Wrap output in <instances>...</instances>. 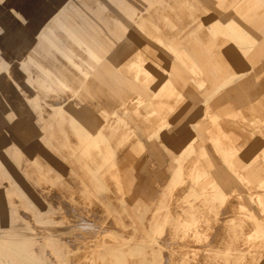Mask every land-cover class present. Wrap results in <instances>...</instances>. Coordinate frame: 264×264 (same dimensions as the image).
I'll use <instances>...</instances> for the list:
<instances>
[{
    "label": "crops",
    "instance_id": "obj_1",
    "mask_svg": "<svg viewBox=\"0 0 264 264\" xmlns=\"http://www.w3.org/2000/svg\"><path fill=\"white\" fill-rule=\"evenodd\" d=\"M36 1L20 0L21 12L32 10ZM62 1L63 5L51 18H54L56 25L73 46L86 54L87 57L83 58L86 67L59 47L56 39L40 33L41 29L39 32L33 27L22 29V32L30 37L38 32L47 46L53 48L63 61L57 59L55 55L48 58L50 55L40 53L45 61L51 59L50 65H46L34 56L22 54L20 47L12 48L14 52L6 51L9 58L6 60L8 78L14 81L16 66L25 71L27 76L20 83L34 93V106L39 109L43 123L40 127L43 135L34 133L29 129L33 105L25 104L21 97L13 99L12 106L19 119L12 131L8 132L16 142L15 147L18 148L21 141H35V144H41L46 138L45 131L54 129L56 137L60 135L66 145L72 146L71 156L80 163L82 169V174L78 175L81 180L80 197H89L90 202L79 203L85 206L101 204L102 223L107 224L111 218L114 219L118 211L112 206L111 201L104 202L101 199L100 195L104 191L109 194L113 192L98 173L106 163H110L108 173L119 184L120 175L116 165L119 150L131 143L137 153H144L149 141L153 139H162L165 144L175 145L173 137L170 136V127L175 120L182 127L180 141L191 134L192 138L189 142L178 144L176 167L167 190L168 194H173V199L175 195L172 192L175 188L187 184L191 191L189 194L191 200L180 202L188 204L186 214L166 216L167 220L176 218L180 222L176 225L171 245L176 242L179 232L186 230L185 224L191 225V229H194L203 219L205 225L212 228L221 221L225 225L226 219L230 218L228 225L230 233L244 235L248 242L253 241L242 257L249 258L251 254L253 259L251 264L258 262L264 264V178L254 182L247 180L242 172H235L242 191L224 194L222 187L210 176V172L201 162V156L206 157L209 153L206 146L198 141L197 134L202 121L208 118L210 125L218 127L219 131L218 136L207 137L213 147L225 156V162H232L233 157L237 155L239 149L233 138L235 135L232 137L227 134L219 123L221 115L216 111L228 106L235 99H232L234 96L238 98L242 92L248 90L250 95L254 92L251 90L253 87L251 83L244 82L238 85L236 80L242 76L248 65L259 61L257 58L249 63L254 58L250 53L260 40L258 35L263 34L264 0H120L124 1L125 7L120 6L121 2L118 1L113 11L94 12L95 16L100 18L101 22L98 24L93 23L92 13L77 14L79 19L82 16L86 21L83 23L85 26H82L83 24L78 26L81 32H75L74 28L58 18L68 0ZM6 20L11 21L12 26L15 21L22 22L24 17L16 12L7 15ZM259 22H262L261 26ZM52 32L57 36L55 30ZM63 46L74 52L67 44ZM29 47L27 44V48L24 49L27 51ZM30 67L34 70L35 76L29 75ZM41 80L49 83H69L71 90L59 92L57 96H60V101L50 104L47 103L48 100H56L55 97L52 98L48 94L42 97L35 91L36 84ZM85 91L96 97L88 102V109L81 107L88 112L98 111L97 119L100 124L95 130L92 129L91 117L86 112L80 113V116L74 115L79 113L77 110L80 107L78 102L73 104L72 99L78 98V94ZM67 94L69 98L65 97ZM106 94L110 98H104ZM253 97H256V94ZM107 104H111L112 112L102 106ZM247 107L249 110H257V113L264 111L261 105ZM200 111L202 114H199ZM252 116L257 115L252 113ZM250 123L253 125L252 134L260 133L261 138L257 140L264 141V131L258 130L264 129V118L254 117ZM3 126L8 127L10 124L0 112V131ZM7 137L0 134V177L6 182L4 186H0V255L5 253L7 264H30V217L16 209L9 212L2 200V194L6 193L15 198L20 193L21 208L28 212L38 211L27 209L26 205H23L24 196L21 189H27V180L30 181L24 166L33 172L36 180L47 181L51 187L64 180V177H52L51 171L43 173V167L40 164H37L38 166L29 164L21 150L11 154L9 150L3 148L8 141ZM47 146L44 148L53 154ZM261 150L258 156L264 162V149ZM25 153L34 155L33 151L27 149ZM194 154H197L196 158L199 159L187 166L184 160ZM234 169H237L235 165ZM11 185L14 187L17 185L18 188L9 191ZM183 191L181 190L182 194ZM228 198L232 199L230 203L226 201ZM77 200L78 198L71 199L73 203L78 202ZM176 201L179 202L180 199L177 198ZM228 204L236 208L231 214L222 212V208ZM197 211L202 213L195 218ZM205 212L218 217V222L211 225L212 222L204 215ZM10 216L11 219H8ZM18 221H23V225H16ZM163 231L162 226L152 229L150 250L135 246L132 258L143 260L153 256L154 259L161 257L162 249L159 246L156 249L152 246L158 243L156 236L161 235ZM116 236L118 252L122 253L126 252L127 242L134 245L148 243L137 234L125 236L117 231ZM198 237L199 243H202L199 234ZM240 238L241 236L237 240L239 243ZM138 252H149V255L142 256ZM230 252L211 250L209 253L219 255L229 263L242 258L240 251ZM128 253L130 254V251ZM171 253L172 247L167 260L171 259ZM37 256L40 257V254ZM219 257H213V260H218Z\"/></svg>",
    "mask_w": 264,
    "mask_h": 264
},
{
    "label": "rangeland",
    "instance_id": "obj_2",
    "mask_svg": "<svg viewBox=\"0 0 264 264\" xmlns=\"http://www.w3.org/2000/svg\"><path fill=\"white\" fill-rule=\"evenodd\" d=\"M118 1L121 2L120 0H68L62 12L59 13L58 18L74 28L75 32H81L78 26L86 21L82 16L79 19L77 14L80 12L92 13L93 23L98 24L101 21L99 17L95 16L94 12L98 10L113 11L117 7L115 4ZM19 2L20 0H0V112L3 113L10 124L8 127L3 126L0 131V134L8 136V141L3 148L9 150L11 154L21 150L29 164L32 166L40 164L43 167V173L47 174L48 171H51L50 175L52 177H64V180L58 181L55 186L51 187L47 181L36 180L33 172L27 166H24V171H26V176L30 181L27 180V189H21L24 196L23 205H26L25 208L27 209L38 211L31 210L28 212L21 208L19 204L22 201L20 199L22 195L20 193L15 198L6 193L2 194V200L9 212L16 209L30 217V264H34L33 262L36 264H68V262L72 264H116L117 260V264H251V254L249 258L234 259L232 263H229L220 258L219 255L209 253L211 250L230 252L240 248L238 251H240V257H242L253 241L248 242L244 235H239L241 236V242L239 243L237 241L239 236L229 231L230 218L226 219L225 225H223L222 221L215 225L219 218L208 212H205L204 215L212 222L211 225H215L214 227L211 228L205 225L203 219L194 229H191V225L185 224L186 230L179 232L176 242L173 246L171 245L174 241L176 225L180 222L176 218L167 220L166 216L170 214H186L188 204H181L180 202L181 200H191L189 195L191 191L187 184L179 185L175 188L174 192H172L175 195L173 199V194H168L167 190L176 167L175 159L177 157L178 144L189 142L190 138H192L191 134L183 138V141H180L182 127L175 120L172 121L170 127V136L173 137L175 145L165 144L162 139H153L149 141L147 150L144 153H137L131 143H129V146L119 150L116 157V165L119 169L121 184H118L113 179V176L108 173L111 168L110 163H106L104 168L98 173V176L113 192L109 194L104 191L100 195L101 199L104 202L111 201L112 206L118 211L114 219L111 218L107 224L102 223L103 206L101 204L85 206L79 203L81 201L90 202L89 197H85L86 199L80 197L81 180L78 178V175L82 174L80 163L71 156L70 147L72 146L68 143L66 145L65 140L60 135L56 137L54 129H47L45 133L43 132L46 138L42 140L41 144L37 145L34 143L35 141H21L18 143L19 147H15L16 142L8 132V130L12 131L14 124L19 119L18 113L12 106L13 99L21 97V99H24L25 104L33 105L34 111L30 112L32 121L29 129L36 134L40 133V135H43L40 131L43 123H41L39 109L34 106V93L20 83L27 76L25 71L21 67L16 66L13 77L15 82L8 78L6 60L9 58L6 55V51L14 52L15 50H12V48L20 47L22 54L34 56L46 65H50L51 59L45 61L44 56L42 57L40 53L50 55L48 58L55 55L57 59L63 61L61 56L53 48L47 46L48 44L44 41V38L40 36L38 32L41 29L40 33L54 40L56 39L59 47L64 49L66 53L84 67H86V63L83 58L87 57L84 52L73 46L69 38L56 25L54 18H51L63 5L62 0H37L33 9L25 12L23 10L21 12ZM85 2L87 3L84 7ZM120 6L125 7L124 1L120 3ZM16 12L21 13L24 20L22 22L15 21V24L10 26L11 21H7L6 17ZM261 23L259 22L260 26ZM82 26H85V24ZM25 27H33L38 32L30 37L22 32ZM54 30L57 32V36L52 32ZM262 30L263 34L258 35L260 40L250 53L251 57L254 55V58L252 57L253 59L249 63L251 64L257 58L259 61L248 65L242 76L236 80L238 85L244 82L251 83L253 86L251 90L254 92H252V95H250L249 90L242 92L238 98L234 96L232 99H235L228 106H223L221 107L222 109L216 111L221 115L219 123L227 134L232 137L235 135L233 138L239 150L237 155L233 157V161L225 162V156L222 153L220 154L219 150L213 147L211 140L207 138L218 136V127L211 126L209 119L205 118L198 128V141H201L206 146L209 153L206 157L201 156V162L210 172V176L222 187L223 193L228 195L236 191H242V188L239 187V179L236 173L242 172L241 174L247 180L254 182L264 178V162L258 156V154H261V148L264 149V141L257 140L261 138L260 133L252 134L253 125L250 123V120L254 119V117L263 119L264 111L257 113V110H249L247 107L252 106L254 108L255 105L264 107V54L262 55L264 51V25ZM27 44L30 47L26 51L24 48H27ZM63 44L72 47L74 52L67 50ZM40 45H42L41 49ZM9 70L11 71V69ZM29 75L35 76V72L31 67L29 68ZM70 90L71 85L69 83H49L46 80H41V82L36 84L35 88V91L40 93L42 97L45 94L52 98L55 97L54 99L56 100L45 101L50 104L60 101V96H57L59 92H68ZM255 94L256 97H253ZM65 97L69 98V95L67 94ZM95 98L93 94L91 96L90 93L85 91L84 93L80 92L78 98L72 99V103L78 102V107H80L77 110L79 113H74V115L80 116V113L86 112L91 117L90 123L93 130L100 124L97 119L99 117L98 111L88 112L85 109H88V102ZM104 98L108 99L110 96L106 94ZM246 104L249 105L246 106ZM102 106L112 112L111 104ZM252 113L257 116L253 117ZM199 114H202V112L200 111ZM69 115L71 114L69 113ZM56 129L59 131L58 127ZM255 129L257 128L255 127ZM258 130L264 131L261 128ZM35 139L37 140V138ZM255 144L256 146H254ZM45 145H48V149L53 154H50L44 148ZM26 149L33 151L34 155L26 154ZM196 157L197 154H194L184 160V163L188 166L199 159ZM234 165L237 169H234ZM12 181L15 182V179L12 178ZM5 184L6 182L0 177V186ZM16 188H18L17 185L15 187L11 185L9 191H13L12 189ZM181 190H184V194L181 193ZM73 198H79L78 202L73 203L71 201ZM177 198L180 199L179 202L176 201ZM231 200V198H228L226 201L230 203ZM222 209V212L230 214L236 210L231 204L226 205ZM201 213L199 211L195 212V218ZM8 219H11V216ZM86 220L91 223L86 222ZM23 223V221H18L16 225H23ZM157 226H162L164 231L161 235L156 236L158 237V243L152 247L156 249L159 246L162 249L161 257L158 256V258L154 259L155 257L153 256L154 258L151 257L150 259L134 260L132 257L135 246L150 250L151 230H154ZM117 231L125 236L137 234L148 243L147 245L145 243L134 245L127 242L125 244L126 252H117ZM198 234L202 238V243H199ZM205 237L206 240H204ZM171 247L172 257L167 260ZM129 251L130 254L128 253ZM230 253L234 254L235 252ZM37 254H40V257ZM72 254L73 257L71 256ZM138 254L148 256L149 252H138ZM213 257H219V259L213 260ZM0 260V264H7L4 252L0 255ZM257 264L260 263L258 262Z\"/></svg>",
    "mask_w": 264,
    "mask_h": 264
},
{
    "label": "bare ground",
    "instance_id": "obj_3",
    "mask_svg": "<svg viewBox=\"0 0 264 264\" xmlns=\"http://www.w3.org/2000/svg\"><path fill=\"white\" fill-rule=\"evenodd\" d=\"M141 55H142V54H141ZM150 63H151V62H150ZM152 63H153V62H152ZM163 97H164V96H163ZM84 198H85V197H84ZM78 199H79V198H78ZM85 199H86V198H85ZM81 200H82V199H81ZM88 203H89V201H88ZM225 214H226V213H225ZM229 214H230V213H229ZM227 215H228V214H227ZM221 224H222V223H221ZM245 227H246V226H245ZM220 229H221V228H220ZM215 232H216V231H215ZM237 233H239V232H237ZM244 233H245V231H244ZM238 235H239V234H238ZM218 236H219V235H218ZM18 245H19V244H18ZM22 248H23V247H22ZM16 249H17V248H16ZM239 249H240V248H239ZM239 249H238V250H239ZM101 250H103V249H101ZM107 251H108V250H107ZM117 252H118V251H117ZM4 254H5V253H4ZM120 255H121V254H120ZM120 255H119V256H120ZM18 256H19V255H18ZM71 256L73 257V254H72ZM106 256H107V255H106ZM72 257H71V258H72ZM120 257H121V256H120ZM122 257H123V256H122ZM244 257H245V256H244ZM242 258H243V257H242ZM0 261H1V260H0ZM36 261H37V259H36ZM100 261H101V260H100ZM124 261H125V260H124ZM252 261H253V259H252ZM40 262H41V261H40ZM40 262H39V263H40ZM41 263H42V262H41ZM117 263H118V260H117ZM117 263H116V264H117ZM5 264H6V263H5ZM68 264H72V263H69V262H68ZM113 264H115V263H113ZM124 264H125V263H124ZM128 264H129V263H128Z\"/></svg>",
    "mask_w": 264,
    "mask_h": 264
}]
</instances>
